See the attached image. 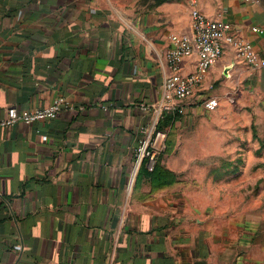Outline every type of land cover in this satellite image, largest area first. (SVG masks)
Here are the masks:
<instances>
[{
    "label": "crops",
    "instance_id": "1",
    "mask_svg": "<svg viewBox=\"0 0 264 264\" xmlns=\"http://www.w3.org/2000/svg\"><path fill=\"white\" fill-rule=\"evenodd\" d=\"M192 10L264 58V0H0V121L65 101L53 120L0 126V264H226L204 182L182 176L184 147L198 144L206 97L249 111L264 133V69L226 48L169 113L161 167L173 177L135 170L137 105L161 100L169 38L192 37ZM196 63L182 59L181 73Z\"/></svg>",
    "mask_w": 264,
    "mask_h": 264
},
{
    "label": "rangeland",
    "instance_id": "2",
    "mask_svg": "<svg viewBox=\"0 0 264 264\" xmlns=\"http://www.w3.org/2000/svg\"><path fill=\"white\" fill-rule=\"evenodd\" d=\"M249 114L233 106L203 110L191 129L198 144L184 147L201 148L183 159L182 176L204 182L200 206L219 240L225 235L218 250L226 264H264V133Z\"/></svg>",
    "mask_w": 264,
    "mask_h": 264
},
{
    "label": "built area",
    "instance_id": "3",
    "mask_svg": "<svg viewBox=\"0 0 264 264\" xmlns=\"http://www.w3.org/2000/svg\"><path fill=\"white\" fill-rule=\"evenodd\" d=\"M190 18L191 38L177 35L169 38L172 48L167 51L165 58L171 74L163 84L161 100L152 105H137L145 116L137 129L138 139L134 152L136 171L142 164L146 171H153L159 155L166 149L168 133L166 129L160 128L164 115L181 113L179 105L200 91L207 72L221 58L226 48L234 49L236 58L248 68L264 69V58L259 57L249 43L236 38L229 23L207 18L197 10L191 11ZM251 30L261 32L255 27ZM193 55L197 56L196 68L192 73L183 75L180 62ZM202 104L209 112L218 106L217 100L210 97H206ZM63 107L65 101L61 97L49 106L33 111H18L15 107H10L6 111V117L0 121V126L53 120Z\"/></svg>",
    "mask_w": 264,
    "mask_h": 264
},
{
    "label": "trees",
    "instance_id": "4",
    "mask_svg": "<svg viewBox=\"0 0 264 264\" xmlns=\"http://www.w3.org/2000/svg\"><path fill=\"white\" fill-rule=\"evenodd\" d=\"M157 1H163V0H157ZM172 119V115L171 114H168V115H164L163 119H162V122L160 124V128L161 129H165L168 127V125L170 124V120ZM168 148V134H167V141H166V149L164 150V153L166 152ZM163 153V154H164ZM163 154L161 153L157 159V162H156V165L153 169L152 172H148L146 171V169L144 168V165L142 164L141 167L139 168L138 170V175H143V176H146L147 178H150V179H154V177L156 176H159L160 177H163L164 179H167L169 177H173L172 174L168 173L166 170H164L162 167H161V159H162V156Z\"/></svg>",
    "mask_w": 264,
    "mask_h": 264
}]
</instances>
